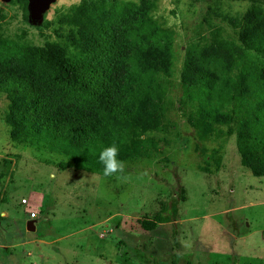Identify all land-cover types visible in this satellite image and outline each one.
I'll use <instances>...</instances> for the list:
<instances>
[{
  "label": "rangeland",
  "instance_id": "rangeland-1",
  "mask_svg": "<svg viewBox=\"0 0 264 264\" xmlns=\"http://www.w3.org/2000/svg\"><path fill=\"white\" fill-rule=\"evenodd\" d=\"M82 1L59 0L41 30L26 25L24 4L15 1L2 7L0 38L75 52L79 30L63 20ZM111 1L137 3L173 32L170 76L136 141L141 157L123 162L112 178L62 170L66 157L14 141V123L7 121L11 103L0 95V264H264V177L243 166L230 125L209 121L211 130L199 132L180 111L192 115L182 81L187 48L203 46L213 32L234 41L246 35L205 13L242 19L249 4ZM173 200L174 222L155 221L154 212ZM31 214L34 231L27 230Z\"/></svg>",
  "mask_w": 264,
  "mask_h": 264
},
{
  "label": "trees",
  "instance_id": "trees-1",
  "mask_svg": "<svg viewBox=\"0 0 264 264\" xmlns=\"http://www.w3.org/2000/svg\"><path fill=\"white\" fill-rule=\"evenodd\" d=\"M234 1L249 4L242 19L209 9L205 16L246 35L234 41L213 32L203 46L187 48L182 81L191 93L192 115L180 111L199 132L211 130L209 121L230 125L243 166L264 177V0ZM63 24L79 30L75 52L61 54L55 43L31 47L0 38V95L11 103L7 121L14 123L18 144L66 157L62 170L112 178L103 175L99 152L115 144L122 162L141 157L136 141L170 76L173 32L141 5L111 0H83ZM177 213L173 200L153 218L171 223Z\"/></svg>",
  "mask_w": 264,
  "mask_h": 264
},
{
  "label": "water",
  "instance_id": "water-1",
  "mask_svg": "<svg viewBox=\"0 0 264 264\" xmlns=\"http://www.w3.org/2000/svg\"><path fill=\"white\" fill-rule=\"evenodd\" d=\"M16 0H0V7L6 8ZM24 4V16L26 25L34 30L45 28V22L51 12V8L59 0H19ZM36 229L35 221L27 222V230Z\"/></svg>",
  "mask_w": 264,
  "mask_h": 264
},
{
  "label": "clouds",
  "instance_id": "clouds-1",
  "mask_svg": "<svg viewBox=\"0 0 264 264\" xmlns=\"http://www.w3.org/2000/svg\"><path fill=\"white\" fill-rule=\"evenodd\" d=\"M119 149L117 145L112 144L100 150L99 162L103 165V175L110 176L123 170L124 164L118 158Z\"/></svg>",
  "mask_w": 264,
  "mask_h": 264
},
{
  "label": "built area",
  "instance_id": "built-area-1",
  "mask_svg": "<svg viewBox=\"0 0 264 264\" xmlns=\"http://www.w3.org/2000/svg\"><path fill=\"white\" fill-rule=\"evenodd\" d=\"M36 216L35 214H31L30 220H35Z\"/></svg>",
  "mask_w": 264,
  "mask_h": 264
}]
</instances>
